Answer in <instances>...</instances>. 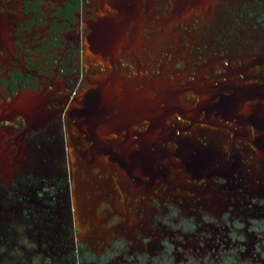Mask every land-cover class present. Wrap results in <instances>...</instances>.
Here are the masks:
<instances>
[{"label":"water","instance_id":"obj_1","mask_svg":"<svg viewBox=\"0 0 264 264\" xmlns=\"http://www.w3.org/2000/svg\"><path fill=\"white\" fill-rule=\"evenodd\" d=\"M128 1L94 28L104 73L82 80L66 118L58 166L72 184L71 226L155 197L221 212L233 199L264 197V35L236 36V19L229 26L214 12L234 0H149L148 22L141 3L130 21ZM248 5L250 16L263 7ZM222 29L235 40H214ZM101 59L87 48L91 72ZM18 168L0 164L1 179ZM96 186L106 196L87 193ZM133 227L118 230L135 240L142 228Z\"/></svg>","mask_w":264,"mask_h":264},{"label":"flooded vegetation","instance_id":"obj_2","mask_svg":"<svg viewBox=\"0 0 264 264\" xmlns=\"http://www.w3.org/2000/svg\"><path fill=\"white\" fill-rule=\"evenodd\" d=\"M121 1L0 0V164L10 166L15 160L19 167L15 177L2 176L7 179L4 180L0 175V264H35L36 254L49 258L51 264L55 260L68 264L67 251L82 249L95 254L104 251L108 244L97 242L99 247L94 249L97 243L93 244L91 240L103 241L106 235L113 238L124 235L118 230L120 225L130 227L132 231L136 224V216L131 218L130 215L138 212V208L131 205L126 212L131 220L129 224L120 220L119 224L108 226V218L100 216L94 228L97 236L82 240L85 246L83 244L76 249V241L80 238L79 228L71 226L70 221L72 184L66 169L58 166V156L62 152L68 153L65 123L67 117L70 120L73 101L82 97L79 92L82 80L85 78L90 83V78L104 73L101 52L91 48L94 28L107 15L118 13L116 5ZM249 1H226L225 5L213 7L214 12H219V18H223V23L227 21L229 25L232 19H236V36L245 34V30L249 34L257 32L264 35V0H261L262 10L252 16L249 14ZM138 3H141V12L148 22L149 0L128 1L134 6L131 12L134 19L131 16L130 21L137 20L134 9ZM231 36L222 29L213 38L220 44L235 40ZM87 48L101 59L95 67L97 71L91 72V67L85 62ZM31 121L41 124L37 129L27 130ZM25 154H30V157ZM22 155L25 161L20 163ZM97 187L93 191L87 190V193L92 198L106 196ZM107 197L112 199L113 193ZM153 200L160 203L156 197ZM122 201L120 197L118 204L121 205ZM167 202L183 211V207L170 197L165 198L162 211L167 210ZM232 202L233 205L222 212V217L229 213L231 216L241 214L245 218H264V197L246 196ZM191 208L195 211L183 216L199 220L206 213L217 219L212 211H205L202 206L191 205ZM145 224H148L146 220ZM208 227L213 229L211 223L201 224L200 229ZM90 232L91 229L86 227L83 237ZM149 234L153 232L149 230ZM137 245L129 246L140 253H149L157 247V243L153 246L149 243L142 250ZM190 246L201 252V245L197 247L191 243ZM19 249L24 252L22 259L13 252ZM252 254L254 261L264 263L258 253Z\"/></svg>","mask_w":264,"mask_h":264},{"label":"rangeland","instance_id":"obj_3","mask_svg":"<svg viewBox=\"0 0 264 264\" xmlns=\"http://www.w3.org/2000/svg\"><path fill=\"white\" fill-rule=\"evenodd\" d=\"M158 200L160 201L159 198ZM260 202L262 203V201ZM160 203L153 200L148 206H143L142 209L138 208L140 217L149 221V230L153 234H145L138 230L136 238L145 244L144 247L149 243L152 246L157 243V247H153L149 253L131 250L129 245L136 242L128 239L126 234L125 236L119 234L115 238L106 235L103 241L94 240L100 244L102 242L108 244L104 251L96 252V254L79 249L78 247L83 244L85 246V243L82 240L76 241V249L79 250L66 252V257L69 258L68 264H106L107 262L109 264L111 262L119 264H264L254 261L252 254L258 253L260 258L264 259V218L250 216L245 218L241 214L231 216L229 213H225L221 219H215L204 213L201 219L196 220L194 217L183 216L187 214L171 202L165 203L167 210L162 211L163 203ZM179 205L182 208V205ZM120 214L111 215L107 225L119 224L122 219ZM130 216L132 218L136 215L132 213ZM134 220L136 221L135 226L142 229L144 228L142 225H146L145 222H140L137 216ZM134 220L132 219V221ZM210 223L213 225V229L210 227L200 229L201 224ZM93 226L94 223L86 227L92 229ZM143 232L145 231L143 230ZM111 233L116 234L114 231ZM126 238L127 240H125ZM188 241L190 243H187ZM26 242L28 246L31 245L28 240ZM191 243L197 247L201 245V252L197 248H192ZM98 247L97 243L94 249ZM13 252L18 257L24 253L21 249ZM131 260H135V262ZM34 262L35 264H49L50 260L41 254H36ZM53 264H63V262L55 260Z\"/></svg>","mask_w":264,"mask_h":264},{"label":"bare ground","instance_id":"obj_4","mask_svg":"<svg viewBox=\"0 0 264 264\" xmlns=\"http://www.w3.org/2000/svg\"><path fill=\"white\" fill-rule=\"evenodd\" d=\"M160 199V201H161V203H163V198H159ZM153 201V199H151V200H148V201H146V202H144V203H141V204H139V205H136V206H134L133 208H135L136 209V207L137 208H141V207H143V206H148L149 205V203L150 202H152ZM182 207H183V212L185 213V214H192L195 210H193L192 208H191V206H186V205H182ZM144 208V207H143ZM142 209V208H141ZM241 208H239V210H240ZM127 210L128 209H126V210H124L122 213L121 212H118V214H120L121 215V217H122V222H124V224H129V223H131V220H130V218L127 216L128 214H126V212H127ZM204 210H208V211H212V213H214L216 216H217V218L218 219H221V217H222V212L220 211V210H218V209H204ZM137 211V210H136ZM140 212H142V211H140ZM132 215V214H131ZM133 215H136L137 217H140L139 216V213L138 212H133ZM135 217V216H134ZM135 219V218H134ZM145 218H139V221L141 222V221H144L145 222ZM133 222V221H132ZM139 223V222H138ZM79 228V234H78V238H82L83 237V233H84V231H85V229H86V226H84V227H78Z\"/></svg>","mask_w":264,"mask_h":264},{"label":"crops","instance_id":"obj_5","mask_svg":"<svg viewBox=\"0 0 264 264\" xmlns=\"http://www.w3.org/2000/svg\"><path fill=\"white\" fill-rule=\"evenodd\" d=\"M97 223L98 222H95L94 223V226L92 227V229H91V232L88 234V235H86L85 237H83V238H80V240H86V238L88 237V238H92V235H94V236H97V234H98V232L94 229L95 227H96V225H97ZM138 227V226H137ZM142 227H144L141 231H142V233H145V234H149V224H147V225H145V226H143L142 225ZM140 228V227H139ZM89 229V228H88ZM143 230L145 231V232H143ZM138 231V230H137ZM137 231H136V233H137ZM136 238V237H135ZM91 241H93L94 242V240H91ZM133 241H135L138 245L137 246H139L142 250H143V248H144V243L143 242H140L141 240H139L138 241V239L136 238L135 240H133ZM92 242V243H93ZM112 263V262H111ZM110 263V264H111Z\"/></svg>","mask_w":264,"mask_h":264}]
</instances>
